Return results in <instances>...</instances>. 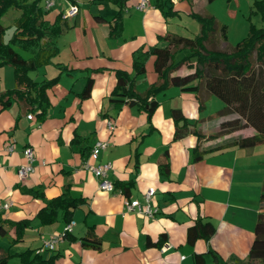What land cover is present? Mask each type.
Here are the masks:
<instances>
[{"label": "crops", "instance_id": "0c3cea01", "mask_svg": "<svg viewBox=\"0 0 264 264\" xmlns=\"http://www.w3.org/2000/svg\"><path fill=\"white\" fill-rule=\"evenodd\" d=\"M214 1L172 0L176 12L166 17L155 7V0L147 9H140L138 0H128L122 7L110 0H77L78 12L66 19L67 26L57 38L59 51L54 63L30 71L37 81L59 76L47 91L50 105L46 115L40 118L16 100L7 107L0 104V215L10 220L32 219L20 240H15L14 226L1 238L9 264H22L20 254L26 250L32 253L24 258L32 260L46 240L63 232L67 221L61 211L51 223H43L37 216L49 199L62 193L84 201L73 210L71 232L54 250L39 251L41 264H197L199 254L203 264H264L249 258L255 226L264 213V143L251 147L229 144L233 137L252 135L255 129L216 135L229 115L217 114L223 105L214 110V95L203 87V103L195 92L178 85L158 92L155 98L160 103L151 121L138 103L114 106L110 102L117 81L115 69L135 73V49L165 46L167 32L188 36L180 32V25L197 35L200 25L192 13L209 12L218 18ZM44 2L41 0L42 5ZM65 8L66 4L59 2L50 9L53 16L47 18L53 20ZM250 10H254L251 3ZM118 14L122 29L112 35ZM183 16L190 18V24ZM248 30L247 25L246 34ZM227 32L226 43L232 45L229 28ZM154 60L150 54L145 72L135 78L139 93L158 78ZM58 62L69 69L61 71ZM191 71L181 66L173 74ZM89 75L94 80L92 90L83 97ZM14 86V67L0 65V92ZM173 109L196 123L201 138L193 132L174 138ZM109 119L115 121L113 131L108 128ZM96 139L107 140L109 145L93 158L88 147ZM9 142L15 144L12 152L5 149ZM27 146L36 153L35 168L21 179L17 169L26 161ZM196 146L206 151L200 159H194ZM84 161L111 162L108 178L114 183L131 182L128 194L119 188L113 192L100 189ZM164 162L167 171L161 169ZM151 187L156 190L154 200L159 207L154 216L126 209L127 198L143 201L144 192ZM6 202L12 204L4 208ZM198 221L210 222L214 230L190 242L189 228ZM95 240L97 246H93Z\"/></svg>", "mask_w": 264, "mask_h": 264}, {"label": "trees", "instance_id": "16d2710c", "mask_svg": "<svg viewBox=\"0 0 264 264\" xmlns=\"http://www.w3.org/2000/svg\"><path fill=\"white\" fill-rule=\"evenodd\" d=\"M119 7L125 6L128 0H110ZM213 1V0H208ZM155 7L164 16L172 15L176 11L172 0H155ZM255 12H260L264 20V0H254ZM10 8H16L20 14L14 19L15 29L8 41L4 40L6 26L1 18ZM50 9H46L41 0H0V65L10 64L14 67L15 86L0 92V104L9 106L14 100L22 102L33 109L37 116L43 118L49 108L48 89L54 86L59 76L44 78L37 81L30 71L54 63L53 58L59 51L57 38L66 28L63 12H59L53 20L47 18ZM200 25L199 33L194 37L166 33L165 46L154 45L151 49L143 46L135 49L132 55V66L135 73L118 68L115 69L117 81L110 96L114 106L124 103H138L147 113L148 120L159 105L155 98L158 92L170 85H178L183 90L193 91L203 103L200 89L203 87L210 95L217 96L223 101V107L217 111L218 115H230L220 123V130L216 135L233 132L245 126L253 127L255 133L247 136H237L229 144L240 147H251L264 143V25L257 26L250 23L248 33L235 44H227L228 26L222 23L212 13H192ZM122 29L120 14L114 19L110 33L117 35ZM226 43V47L220 46ZM17 48L30 53L24 57ZM186 51L180 58L178 54ZM150 54L155 56L154 67L158 74L157 80L148 89L139 93L135 88L136 76L146 70V61ZM61 71L68 70L64 63H55ZM186 66L193 71L184 74H173L179 67ZM102 70V69H99ZM93 77H87L82 96L90 95ZM176 122L174 138L178 139L189 132L196 133L201 138V132L196 123L189 120L178 109H173ZM182 122V123H181ZM88 154L91 146L88 147ZM221 148V146H218ZM213 149V148H212ZM211 149V150H212ZM194 159L203 157L205 150L195 147ZM162 171H167L168 163H161ZM115 187L128 194L131 182L114 183ZM264 201V187L261 194ZM84 201L83 197H72L65 193L49 199L37 216L43 223H51L57 219L58 212L69 222L72 220L73 210ZM32 219L10 220L0 215V240L8 235L9 227H15L16 238H22L23 230L31 224ZM214 230L210 222L198 221L189 228L190 242L198 235H209ZM14 242V241H13ZM93 246H97V240ZM32 250L22 252V264H37L44 262L37 252L32 260L24 258ZM250 260L264 261V213L255 226V239L249 250ZM203 256L197 255V264H203ZM27 260V261H26ZM0 264H9V255L0 246Z\"/></svg>", "mask_w": 264, "mask_h": 264}, {"label": "built area", "instance_id": "2783aa9c", "mask_svg": "<svg viewBox=\"0 0 264 264\" xmlns=\"http://www.w3.org/2000/svg\"><path fill=\"white\" fill-rule=\"evenodd\" d=\"M45 0L44 6L46 9H51L55 5H57L59 2L65 3L66 8L63 9V17L64 18H70L74 14H76L79 10V5L77 3V0ZM151 5V0H138V7L140 9H147ZM31 117V114L28 115ZM108 128L110 130L115 129V121L113 119H109L107 121ZM109 145V142L107 140L103 139H96L91 147L90 155L93 158H98L99 153L101 150L105 149ZM5 149L8 152H12L15 149L14 142H9ZM26 161L25 163L19 165L17 172L18 176L23 179L27 177L31 172L34 171L35 168V160H36V153L34 151V148L31 146H27L24 149ZM84 167L94 173V175L98 179V186L100 189L106 190V191H115L117 188L114 185V182L111 181L108 178V173L110 169L112 168V163L109 161H102L98 163H91L89 161H84ZM120 192H122L121 189H119ZM155 188H148L144 192V198L143 201L137 198H127L125 201V206L127 210L134 211L140 215L152 217L154 216L158 211L159 207L154 200L155 195ZM12 203L6 202L3 204L4 208H8ZM75 225V220L72 219L69 222L66 223L63 232L55 233L53 234L48 240H46L38 249V252L44 249L54 250L56 248V245L63 239L64 235L68 232H71L73 226Z\"/></svg>", "mask_w": 264, "mask_h": 264}, {"label": "rangeland", "instance_id": "374dc122", "mask_svg": "<svg viewBox=\"0 0 264 264\" xmlns=\"http://www.w3.org/2000/svg\"><path fill=\"white\" fill-rule=\"evenodd\" d=\"M213 4V9L218 14V18L221 22H226L229 28V41L232 44H235L238 40H240L246 34L247 25L250 26V23L253 22L257 26H261L263 24L262 16L260 12H255L256 7H254V0H215ZM250 3L253 4L254 10H250ZM55 7V6H54ZM53 8V7H52ZM231 10L233 14L229 12ZM20 14V11L16 8H10L5 16L1 18L2 23L6 26L4 32V40L8 41L10 36L13 34L15 25L14 19ZM244 14V16H243ZM48 17L53 16L52 10H49ZM183 20L187 24L189 23L190 18L187 16H183ZM181 23L183 21H180ZM183 24V23H182ZM190 26V25H189ZM192 30V29H191ZM180 32L188 36H196V32L188 30L185 26L180 25ZM225 46L226 43H223L220 46ZM182 52L180 53L181 56ZM214 106L213 109L217 110L224 103L217 96H213ZM211 109V106L209 107ZM229 116H234V114H230ZM249 126L243 127L246 128ZM14 264V263H10Z\"/></svg>", "mask_w": 264, "mask_h": 264}]
</instances>
